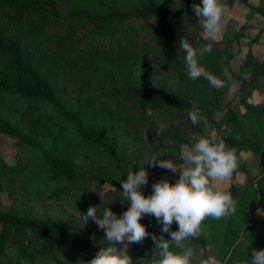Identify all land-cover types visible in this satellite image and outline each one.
Listing matches in <instances>:
<instances>
[{
    "label": "trees",
    "instance_id": "trees-1",
    "mask_svg": "<svg viewBox=\"0 0 264 264\" xmlns=\"http://www.w3.org/2000/svg\"><path fill=\"white\" fill-rule=\"evenodd\" d=\"M237 1L264 16L247 0L222 3ZM193 4L201 0H0V109L8 104L12 116L0 113V135L15 136L21 154L8 164L0 152V264H87L107 241L83 215L92 206L99 217L107 207L122 216L129 201L121 181L130 168L137 172L153 157L179 163L180 144L207 130L189 119L193 108L236 151L239 167L219 189L231 193L235 212L206 218L200 236L185 241L196 251L192 264H251V251L264 250V221L254 216L264 211V59L247 55L239 104L223 106L224 70L240 35L227 31L213 42ZM183 37L197 49L213 44L197 60L222 86L188 78L178 51ZM27 148L32 154L24 158ZM144 168L149 182L159 167ZM164 178L174 185L179 174ZM140 191L147 198L153 189ZM139 223L149 236L128 254L133 264H154L152 235L171 237L151 214ZM177 230L174 222L170 231ZM170 250L180 251L171 242Z\"/></svg>",
    "mask_w": 264,
    "mask_h": 264
},
{
    "label": "clouds",
    "instance_id": "clouds-1",
    "mask_svg": "<svg viewBox=\"0 0 264 264\" xmlns=\"http://www.w3.org/2000/svg\"><path fill=\"white\" fill-rule=\"evenodd\" d=\"M225 7L222 0H201V4H193L200 27L213 42L221 31ZM196 43L199 44L200 41L197 40ZM212 47L210 42L197 49L183 37L178 51L185 53L186 75L189 79L195 81L203 78L213 87H219L223 82L197 60L198 51L201 55L210 53ZM147 115L153 116L150 109L147 110ZM188 116L193 124L203 123L205 129L209 128L207 120L198 114L196 108L191 109ZM159 135L157 131V136ZM180 157L179 163L155 157L143 161L144 166L159 167L179 174L174 185L166 178L154 183L153 192L147 198L140 191L148 183V173L144 166L139 167L137 172H133L131 168L128 170L126 180L121 181V187L124 197L130 201V207L122 216L117 217L107 207L98 217L96 207L88 208L83 220L86 223L91 219L99 229L104 230L107 246L100 248L87 264H133L132 257L128 254V244L142 242L149 236L145 226L139 223L145 214L156 217L163 225L162 231L171 237L170 240H165L152 235L155 248L159 249V259L154 264H192L196 251L193 247H186L185 241L200 236L201 225L206 218L219 220L235 212L236 202L231 193L219 190L212 182L223 183L231 179L239 167V159L236 151L229 149L224 139L212 130H208L203 136H194L191 144H180ZM174 222L178 230L170 231ZM170 242L180 251L170 250ZM118 244L124 245L122 250L117 248ZM251 255V264H264V250L253 249ZM211 259H198L196 264H210Z\"/></svg>",
    "mask_w": 264,
    "mask_h": 264
},
{
    "label": "rangeland",
    "instance_id": "rangeland-1",
    "mask_svg": "<svg viewBox=\"0 0 264 264\" xmlns=\"http://www.w3.org/2000/svg\"><path fill=\"white\" fill-rule=\"evenodd\" d=\"M247 3L249 5H252L254 7L260 6L262 10H264V3H261V0H247ZM225 10L222 20V26L221 31L217 35L216 39L217 41L222 40L224 37V33L227 31L230 32V34L239 33V38L233 40V44L231 47V55L232 58L229 62V65L224 70L225 76L227 77V80L229 81V86L224 94V101L223 106L229 105V107L236 106L239 104L240 96H239V86L241 83V77L246 76V72L242 70V66L245 62V59L247 55L251 52L253 55L264 59V16L262 13L258 11H254L253 9H249L245 4L241 3L240 1L235 2L232 5L225 4ZM202 32L204 35H206L202 29ZM207 36V35H206ZM256 95H253V99L256 100ZM256 102V101H254ZM8 104H5L2 109H0V113H3L4 115H7L9 118L12 117L10 113L8 112ZM223 116L222 111L218 110L214 112L213 118L215 120H220ZM208 130L215 131V129H207L203 135L206 134ZM202 135V136H203ZM194 136H201L200 134L193 135ZM17 149V138L12 135H0V152L4 158V160L8 164H15L18 160L19 156L21 157V154L18 152ZM31 151L27 148L23 150L22 156L24 158H28L31 156ZM169 170L167 169H157V174L155 178L150 180L147 184L152 187L154 183H158L165 172ZM239 180H242L244 178L243 175L239 174L238 176ZM228 181H224L223 183H217L216 181H213L215 187L218 189L224 188ZM4 188V187H3ZM103 188L99 187V190H102ZM2 200L6 203H9L11 201L10 197L8 196V193L4 191V194L2 195ZM129 207H130V201H129ZM46 208L53 213L55 212H61L63 215L70 216V212L66 208H58V207H51L46 206ZM255 219H260V221H264V211L258 210L255 214ZM99 217V216H98ZM76 219H81L79 216L75 217ZM83 219V218H82ZM81 219V220H82ZM84 221V220H82ZM88 224L95 226L98 228L97 224L94 223L91 219L87 221ZM99 229V228H98ZM82 236H87L88 234H81ZM127 244L128 242L125 241ZM132 243L128 244V247H130ZM123 244H119V249H123ZM210 264H220L219 262L210 261Z\"/></svg>",
    "mask_w": 264,
    "mask_h": 264
}]
</instances>
